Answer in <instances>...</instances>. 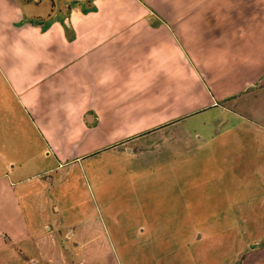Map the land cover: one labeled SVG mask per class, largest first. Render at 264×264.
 <instances>
[{"label": "crops", "instance_id": "0c3cea01", "mask_svg": "<svg viewBox=\"0 0 264 264\" xmlns=\"http://www.w3.org/2000/svg\"><path fill=\"white\" fill-rule=\"evenodd\" d=\"M155 1L0 0V81L14 104L0 96V264H50L47 237L73 238L78 264H95L97 253L113 257L104 264H119L108 237V246H98L97 237L75 240L83 230L50 215L58 217L51 192L67 164L106 147L121 159L143 157L152 134L221 102L234 122L217 126L219 141L247 143L264 133V107L256 101L264 94V0H185L191 8L179 12L177 2L161 12L151 8ZM213 14L216 26L189 24ZM214 37L219 56L210 57L209 67L204 59ZM71 121L80 130L74 145L81 144L82 155L66 156ZM195 142L198 150L207 140ZM217 144L221 156L225 145ZM49 158L51 167L43 165ZM220 170L219 191L235 196L234 170ZM234 198L224 205L228 215H218L225 235L206 242H216L220 264H264L260 235L226 228L237 225ZM60 242L52 247L56 253ZM140 263L152 264L145 255Z\"/></svg>", "mask_w": 264, "mask_h": 264}, {"label": "rangeland", "instance_id": "374dc122", "mask_svg": "<svg viewBox=\"0 0 264 264\" xmlns=\"http://www.w3.org/2000/svg\"><path fill=\"white\" fill-rule=\"evenodd\" d=\"M150 3L151 8L161 12L175 8L174 3L178 12L189 10L192 5L185 0ZM216 21L213 14L192 19L189 24L193 29H199L195 27L201 22L210 27L216 26ZM207 45L208 57L204 62H209L210 67V57L219 56L215 37ZM189 59L196 68L199 67L197 57L192 55ZM0 96L1 101L14 106L1 81ZM256 101L264 107V94ZM219 105V108L216 106L190 115L185 123L179 122L171 131L170 128L152 134L151 141L142 149L143 157L121 159L109 153L110 148L106 147L79 164L62 167L58 173L59 183L51 192L59 207L57 218L54 211L50 212L54 222L74 224L72 227L77 232L82 229L81 235L75 237L81 242L97 237L98 246H108L109 240L119 264L125 261L142 264L140 260L144 255L152 264H220L222 259L217 257L216 242H206V237L225 235L224 227L217 225L218 215H228L231 210L224 211L227 202L230 197H235L239 207L232 216L237 225L226 228L235 229L239 234L247 230L255 236L260 235L264 244V133L258 130L260 133L251 135L247 143L238 138L219 141L217 126L226 121L231 125L234 122L232 116L222 111L227 103ZM70 123L66 156L73 155L75 150L82 155L81 144L74 145L78 143L75 140L80 136V130L73 121ZM261 123L264 126V122ZM198 136L207 143L197 150ZM217 143L225 145L222 157ZM132 147L135 152L138 150L137 145ZM47 164L52 166L51 158L43 162V165ZM219 169L234 170L240 186L235 196L232 192L223 194L219 191L222 189L217 185ZM137 237L150 238L143 241ZM55 241L59 242V247L60 241H64L63 248L57 253L52 248ZM42 243L43 248H47L46 261L50 264L59 255L64 258L63 264H78V259L74 258L78 243L73 238L47 237ZM96 256L95 264H104L105 259L113 258L109 253L103 259L100 253Z\"/></svg>", "mask_w": 264, "mask_h": 264}]
</instances>
